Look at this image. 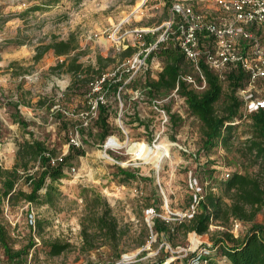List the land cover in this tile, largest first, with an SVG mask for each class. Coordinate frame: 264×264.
<instances>
[{"label": "rangeland", "instance_id": "1", "mask_svg": "<svg viewBox=\"0 0 264 264\" xmlns=\"http://www.w3.org/2000/svg\"><path fill=\"white\" fill-rule=\"evenodd\" d=\"M193 2L188 6L208 18L221 17L216 0ZM171 7L166 0H0V167H14L24 142L39 141L56 157H65L74 137L80 142L76 148L84 152L65 166L63 179L55 184L58 194L53 206L4 205L1 221L12 248L36 244L27 264H191L189 256L208 254L212 239L221 233L242 239L253 224L264 228L260 213L254 223L215 221L204 236L190 233L184 238L176 231L177 223L196 208L191 199L211 191L230 204L219 182L233 173L259 174L241 153L251 129L249 118L235 126L228 147L218 146L206 155L201 149V124L186 98L177 91L154 95L146 91V82L157 78L162 63L156 56L148 58L152 51L146 53L147 41H138L136 32H147L155 44L166 30ZM117 30L114 42L110 36ZM259 35L264 52V29ZM69 38L77 49L68 58H58L52 50L38 55L51 43ZM128 47L133 51L124 55ZM75 56L83 67H100V74L107 75L104 107L109 113L104 136L96 118L84 126L77 117L86 110L88 87L82 82L71 87L67 66L57 67ZM186 76L194 81L187 82L188 88L202 93L206 83L196 70L190 68ZM229 93L224 83L216 109L224 107ZM256 93L264 98V81L257 84ZM110 139L120 147H107ZM138 144L151 154L161 147L158 166L131 151ZM102 153L110 159L102 158ZM117 168L135 174L136 179L126 181ZM37 169V164L29 165L26 172L20 167L19 174ZM19 188L29 192L22 181ZM95 197L110 210L123 236L84 253L80 221L86 203ZM155 219L170 223L169 237L153 231ZM33 220L44 225L41 234L34 232ZM52 242L68 243L70 248L50 257L43 244ZM214 255L218 264H227L220 254ZM0 264H6L2 249Z\"/></svg>", "mask_w": 264, "mask_h": 264}, {"label": "trees", "instance_id": "2", "mask_svg": "<svg viewBox=\"0 0 264 264\" xmlns=\"http://www.w3.org/2000/svg\"><path fill=\"white\" fill-rule=\"evenodd\" d=\"M169 18V17H168ZM151 35H144L146 47L155 42ZM77 49L73 38L66 41L53 42L43 48L38 55L52 50L56 57L68 58ZM133 49L128 47L123 54L130 55ZM156 56L162 63V69L155 80L146 82L145 89L149 94H170L177 92L186 98L190 112L201 124L202 151L208 155L218 146L228 147L231 142L235 126L242 120L240 108L242 102L238 97L248 79V74L242 67H234L224 75L222 80L212 72L204 63L199 64L201 75L206 83L202 93L189 89L185 78L192 63L186 60L172 38L157 43L148 58ZM67 66V72L72 76L71 87L78 82L88 84L100 78V67L97 69L89 66L83 67L77 63L76 56L69 64L61 62L57 67ZM96 74V75H93ZM198 74V73H197ZM227 83L230 93L226 96V104L219 110L215 105L223 94V84ZM118 86L112 88L117 91ZM109 109V108H108ZM105 107L99 108L96 124L101 126L102 135L108 132V111ZM251 121V129L243 144L242 154L258 167V176L250 177L233 173L219 182V187L226 194L230 204H225L224 198L211 191L198 195L192 203H196L191 217H186L177 223L176 231L181 232L186 238L190 233L198 236L208 235L210 227L215 221H229L230 219L254 223L258 214L264 216V108L257 113L248 116ZM83 151L70 145L69 152L65 157H56L39 141L24 142L16 154V163L10 170L0 167V249H2L6 262L11 264H27V259L32 249L36 246L32 241L20 250H14L10 244L9 233L1 221L4 205L16 206L23 202L29 205L53 206L58 189L55 184L64 177L65 166L75 157L82 156ZM38 165L37 171L32 174H19V168L27 171L29 165ZM117 172L126 181L136 179L135 174L121 168ZM29 187V192L19 188L20 182ZM44 191V194L41 192ZM35 233L41 234L44 225L33 220ZM80 237L82 244L80 251L89 253L98 249L105 243H116L123 236L117 221L111 217L110 210L102 205L99 197H95L86 203L85 213L80 221ZM156 234H164L169 237L171 225L166 221L154 220L152 228ZM101 242V244H100ZM212 246L207 248L208 254L200 255L198 252L191 254V260H197L198 264H218L214 253H218L226 259L227 264H264V228L253 224L251 230L244 238H234L232 234L221 233L219 237L212 239ZM47 249L48 256L57 257L66 252L70 245L52 242L43 244ZM111 247V246H110ZM205 247V246H204ZM114 248V247H112ZM206 251V252H207ZM120 258V256H118ZM161 262L160 264H162ZM173 264V263H170ZM187 264V263H184Z\"/></svg>", "mask_w": 264, "mask_h": 264}, {"label": "built area", "instance_id": "3", "mask_svg": "<svg viewBox=\"0 0 264 264\" xmlns=\"http://www.w3.org/2000/svg\"><path fill=\"white\" fill-rule=\"evenodd\" d=\"M216 4L221 17L211 19L184 2L175 1L164 34L155 44L148 46L146 53L155 50L157 43L172 38L186 60L192 63L204 86L199 69L201 62L222 80L225 73L234 67H242L248 79L237 95L242 102L241 117L245 119L264 108V98L257 97L256 93L257 84L264 81V52L259 42V33L264 29V0H216ZM118 33L119 30L110 36L114 42ZM146 33L136 32L138 41ZM185 81L194 84L191 77L185 78ZM107 82V75H101L88 84L86 110L77 115L82 125L87 126L91 118L97 120L99 108L106 104ZM70 142L74 147L80 146L74 137ZM191 264L198 262L192 260Z\"/></svg>", "mask_w": 264, "mask_h": 264}, {"label": "bare ground", "instance_id": "4", "mask_svg": "<svg viewBox=\"0 0 264 264\" xmlns=\"http://www.w3.org/2000/svg\"><path fill=\"white\" fill-rule=\"evenodd\" d=\"M110 145H117L120 147V145H118L117 142H115L112 139H110L108 141L107 147H110ZM160 150H162L161 147H157L156 152L151 154L144 144H138V145L134 146L133 148H131V151H133V153L136 156H138V158H142L143 160H145L147 162H154V163H156V166H158L160 161H162V154L159 152ZM134 154H132V155H134ZM100 156L102 158H107L108 160L110 159L107 157V155L105 153H102Z\"/></svg>", "mask_w": 264, "mask_h": 264}, {"label": "crops", "instance_id": "5", "mask_svg": "<svg viewBox=\"0 0 264 264\" xmlns=\"http://www.w3.org/2000/svg\"><path fill=\"white\" fill-rule=\"evenodd\" d=\"M173 0H166V2H168L169 4H170V6H172L174 3L172 2ZM176 1H182V2H184V3H186L187 1V5H189V2H193L194 0H176ZM186 1V2H185ZM198 1H200V0H198ZM203 3H205V2H203ZM193 5H197V6H199V5H201V3H195L194 4V2H193ZM202 6H205V5H202ZM211 14V13H210Z\"/></svg>", "mask_w": 264, "mask_h": 264}]
</instances>
